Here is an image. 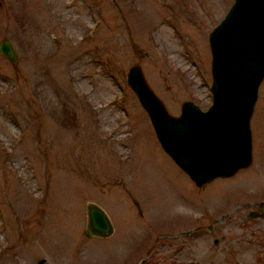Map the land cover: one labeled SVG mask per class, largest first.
Wrapping results in <instances>:
<instances>
[{
    "label": "rangeland",
    "instance_id": "1",
    "mask_svg": "<svg viewBox=\"0 0 264 264\" xmlns=\"http://www.w3.org/2000/svg\"><path fill=\"white\" fill-rule=\"evenodd\" d=\"M232 0H0V264H264V78L251 162L196 187L126 84L171 115L211 102L208 32ZM109 216L86 238L84 205Z\"/></svg>",
    "mask_w": 264,
    "mask_h": 264
},
{
    "label": "water",
    "instance_id": "2",
    "mask_svg": "<svg viewBox=\"0 0 264 264\" xmlns=\"http://www.w3.org/2000/svg\"><path fill=\"white\" fill-rule=\"evenodd\" d=\"M207 42L211 102L205 110L182 101L179 114H169L137 64L129 66L125 78L161 149L196 187L228 178L251 162L249 120L264 78V0H232ZM0 55L16 62L7 38L0 39ZM84 214L83 236L111 235V220L99 205L86 202Z\"/></svg>",
    "mask_w": 264,
    "mask_h": 264
}]
</instances>
